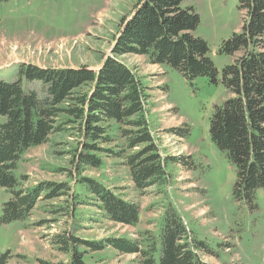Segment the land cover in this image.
Instances as JSON below:
<instances>
[{"label":"trees","instance_id":"obj_1","mask_svg":"<svg viewBox=\"0 0 264 264\" xmlns=\"http://www.w3.org/2000/svg\"><path fill=\"white\" fill-rule=\"evenodd\" d=\"M181 2L138 0L133 11L121 18L110 55L97 69L21 63L16 66V79H0V188L8 194L0 205V224L25 221L39 199L71 195L69 210L73 211L79 193L67 181L44 180L24 187L25 175L15 174L27 150L48 143L65 129L79 137L72 159L78 174L75 185L83 187L85 197L114 223L136 226L140 206L97 178L81 175L87 167L100 168L102 154L121 160L139 194L165 186L168 160L190 169L189 155L160 154L147 117L148 88L139 74L118 59L126 54L142 56L149 64L168 65L189 82L206 77L224 86L228 97L213 106L209 137L235 169L233 196L253 205L254 192L264 190V0H239L240 29L223 39L217 50L231 55L233 61L220 70L209 57L207 42L193 34L198 14L191 6L181 7ZM109 129L116 130L121 140L117 150L102 146L116 140ZM167 131L182 137L178 128ZM51 243L67 255L65 262L57 264H101L99 260L85 263L84 257L106 248L133 255L127 264H208L198 254L207 252L205 246L170 203L156 232L88 240L60 231L51 236ZM10 258L9 251L0 252V264H8Z\"/></svg>","mask_w":264,"mask_h":264},{"label":"rangeland","instance_id":"obj_2","mask_svg":"<svg viewBox=\"0 0 264 264\" xmlns=\"http://www.w3.org/2000/svg\"><path fill=\"white\" fill-rule=\"evenodd\" d=\"M137 1H0V79H16L15 68L22 61L46 67L99 68L110 55L121 18L133 11ZM180 5L191 6L198 14L199 23L193 34L207 42L214 66L220 70L232 63L231 55L217 50L223 39L240 29L239 0H182ZM118 59L139 74L148 88L147 117L160 154L189 155L190 169L168 160L165 186L139 194L121 160L102 154L101 167H87L81 175L97 178L140 206L136 226L114 223L85 197L83 187L75 185L78 174L72 159L79 137L67 126L69 129L52 135L48 143L27 150L18 161L15 174L25 175L24 187L44 180L67 181L79 193L73 199V211L69 210L71 195L39 199L25 221L0 224V252H10L8 264L65 262L67 255L51 243V236L60 231L88 240L110 236L135 238L144 230L156 232L169 203L183 216L193 237L205 246L207 252L198 254L206 263L264 264V190L258 188L254 192L252 206L238 201L232 194L235 169L209 137L213 106L228 97L224 86L211 83L206 77L189 82L176 69L149 64L142 56L126 54ZM172 128H178L182 137L167 131ZM109 131L116 140L102 146L117 150L116 144L121 146V140L116 130ZM7 199L8 194L0 188V205ZM59 207L66 211L57 212ZM91 256L86 255L84 262L127 264L134 257L119 255L111 248Z\"/></svg>","mask_w":264,"mask_h":264},{"label":"crops","instance_id":"obj_3","mask_svg":"<svg viewBox=\"0 0 264 264\" xmlns=\"http://www.w3.org/2000/svg\"><path fill=\"white\" fill-rule=\"evenodd\" d=\"M23 63H31V64H36V63H34V62H29V61H22ZM10 66H14L15 67V65L13 64V65H11V64H9ZM37 66H40V67H46V66H44V65H41V64H36ZM159 66V65H158ZM91 68V67H90ZM97 69V68H96ZM15 70H16V68H15Z\"/></svg>","mask_w":264,"mask_h":264}]
</instances>
